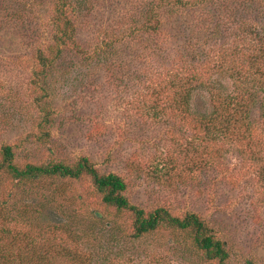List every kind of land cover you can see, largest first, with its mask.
<instances>
[{
	"label": "rangeland",
	"instance_id": "374dc122",
	"mask_svg": "<svg viewBox=\"0 0 264 264\" xmlns=\"http://www.w3.org/2000/svg\"><path fill=\"white\" fill-rule=\"evenodd\" d=\"M67 1L77 38L90 50V58L67 48L43 72L35 53L51 40L53 0H0V149L12 144L20 167L73 163L89 156L102 172L124 176L132 202L147 209L165 205L180 216L191 210L203 215L227 242L228 264H264V189L253 187L262 184L250 173L244 184L232 182V171L239 169L233 167L239 162L238 154H230L231 169L214 179L213 173L200 168L198 151L187 145L188 130L181 117L163 110L162 117L156 118L137 109L145 89L138 73L150 75L151 63L158 56L145 41L150 35L142 25L154 19L150 15L155 5L172 0ZM162 17L167 35L173 33L171 25L176 21L168 20L166 14ZM217 38L210 42L223 43V37ZM168 46L162 45L163 49ZM222 81L224 87L218 85L233 90L229 76ZM147 97L150 105L158 102L163 108L170 102L152 93ZM192 102L194 107L210 106V92H194ZM47 107L51 109L48 120ZM101 203L89 176L19 182L0 172L1 254L18 260L23 258L19 256L28 239L35 238L39 246L49 235L58 240L62 236L55 229L61 218L59 205L81 225L97 210L104 211L108 219L117 217L122 229L131 231L132 218L127 212L119 215ZM168 233L159 234L168 238ZM186 235L174 232L171 241H184ZM155 243L154 235L120 243L106 236L104 250L101 246L97 250L107 254L103 264H169V253L162 248L156 252ZM39 252L44 258L39 264L53 263L46 247ZM154 253H163L165 260H154ZM173 263L191 264L184 258Z\"/></svg>",
	"mask_w": 264,
	"mask_h": 264
},
{
	"label": "trees",
	"instance_id": "16d2710c",
	"mask_svg": "<svg viewBox=\"0 0 264 264\" xmlns=\"http://www.w3.org/2000/svg\"><path fill=\"white\" fill-rule=\"evenodd\" d=\"M67 4V0H53L51 40L45 46H38L35 53L43 72L54 65L67 48L90 58V50L77 38V26L69 16ZM163 6L166 8L161 13ZM164 14L169 16L168 20L176 21L171 25L175 31L169 35L164 30ZM151 17L154 21L150 19L142 29L149 32V39L145 41H149L147 44H150L153 55L158 56L151 63L150 75L138 73V82L145 88L139 96V113L160 118L164 110L172 117H181L188 130L187 145L198 151V164L202 170L213 173L214 179L220 177L219 173L226 174L233 164L229 156L234 152L238 154L239 162L233 167L239 166V169L232 171L234 180L231 181L244 184L247 173H250L254 181L262 184V187H253L263 190L264 0H172L155 5ZM217 37H223V43L210 42ZM164 44L171 47L163 49ZM162 62L168 63L167 67L161 65ZM224 76L232 79L233 90L220 86L224 87ZM203 89L210 92V106L194 107L193 94ZM151 93L157 99H170L166 108L158 102L150 105L147 96ZM45 110V119L48 120L51 109L47 107ZM2 171L19 182L40 177L79 179L89 176L102 198L103 208L114 209L119 215L127 212L132 221L131 231H127L122 229L117 217L108 219L104 211L94 210L81 225L82 222H74L59 205L61 218L56 220L55 229L62 236L57 240L49 235L41 246L35 238H27L19 256L23 258L18 260L3 257L0 248V264H39L44 259L39 252L43 247H46V253L53 255V259H49L53 263L45 264H103L108 258L103 253L106 236L114 243H120L152 235L156 241L153 249L158 250L156 252L161 248L166 250L169 264L179 259L182 261V258L191 264H205L206 261L228 264L230 251L227 242L217 235L203 215L191 210L180 216L165 205L147 209L132 202L126 193L128 183L124 176L112 171L102 172L89 156H82L73 163H27L20 167L15 162L14 146L3 144L0 149ZM164 231L169 232V237L177 231L189 236L186 235L184 241L178 238L172 242L171 237L159 234ZM100 246L102 251L97 250ZM98 255H101L99 260ZM162 256L163 253L153 254L156 261H164Z\"/></svg>",
	"mask_w": 264,
	"mask_h": 264
}]
</instances>
